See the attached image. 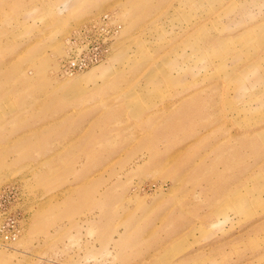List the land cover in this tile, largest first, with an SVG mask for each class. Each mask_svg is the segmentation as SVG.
<instances>
[{"label": "rangeland", "instance_id": "374dc122", "mask_svg": "<svg viewBox=\"0 0 264 264\" xmlns=\"http://www.w3.org/2000/svg\"><path fill=\"white\" fill-rule=\"evenodd\" d=\"M0 264H264V0H0Z\"/></svg>", "mask_w": 264, "mask_h": 264}, {"label": "bare ground", "instance_id": "6f19581e", "mask_svg": "<svg viewBox=\"0 0 264 264\" xmlns=\"http://www.w3.org/2000/svg\"><path fill=\"white\" fill-rule=\"evenodd\" d=\"M40 126V125H39Z\"/></svg>", "mask_w": 264, "mask_h": 264}]
</instances>
